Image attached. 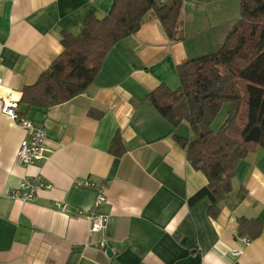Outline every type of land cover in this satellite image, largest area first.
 I'll use <instances>...</instances> for the list:
<instances>
[{"label":"crops","instance_id":"0c3cea01","mask_svg":"<svg viewBox=\"0 0 264 264\" xmlns=\"http://www.w3.org/2000/svg\"><path fill=\"white\" fill-rule=\"evenodd\" d=\"M113 2L0 0V264H264V231L246 247L238 239L240 219L264 220V149L239 163L214 219L210 198L189 205L208 185L175 140L192 137L189 124L172 127L146 100L162 84L179 87L178 66L220 48L240 18V0H183L174 40L151 11L137 34L111 49L84 94L49 110L21 103L23 88L64 52L63 34L79 35ZM2 98L47 129L41 165L17 163L27 132L1 113ZM117 132L122 157L110 152ZM38 176L52 187L33 202L13 196L24 177ZM75 179L105 185L106 203L96 208V189L77 188ZM94 210L107 216L101 234L89 232Z\"/></svg>","mask_w":264,"mask_h":264},{"label":"trees","instance_id":"16d2710c","mask_svg":"<svg viewBox=\"0 0 264 264\" xmlns=\"http://www.w3.org/2000/svg\"><path fill=\"white\" fill-rule=\"evenodd\" d=\"M183 0H114L102 20L89 16L79 35L63 34L64 52L33 86L23 88L21 103L49 110L84 94L94 83L111 49L137 34L145 16L153 11L170 40L176 39ZM179 87L162 84L146 100L172 127L187 122L190 139L176 137L187 161L202 172L208 185L189 199H211L209 215L217 219L220 203L231 194L239 163L264 149V0H240V18L217 51L177 67ZM225 103L224 125L213 123ZM21 114V113H20ZM23 116V115H21ZM91 116L99 114L91 112ZM110 152L122 157L119 132ZM264 231V220L238 221V237L254 240ZM247 237V238H248Z\"/></svg>","mask_w":264,"mask_h":264},{"label":"built area","instance_id":"2783aa9c","mask_svg":"<svg viewBox=\"0 0 264 264\" xmlns=\"http://www.w3.org/2000/svg\"><path fill=\"white\" fill-rule=\"evenodd\" d=\"M166 1L167 0H158L160 4H164ZM1 97L0 94V98ZM1 113L27 132V137L22 141L17 154V163L23 167L41 165L46 159L49 142L45 126L21 116L19 103L14 99H3ZM74 185L77 188L96 189L98 194L95 203L96 208L106 203L105 185H96L89 180L83 179H75ZM51 187L52 184L40 176L36 178L24 177L19 189L13 193V196L24 203L33 202L37 199L41 190L50 189ZM61 206V203L57 205L58 208H61ZM87 218L89 221V232L91 234H101L105 230L107 224L106 215L98 212V210H94L87 215ZM238 239L244 247L251 243V240L245 237H239ZM107 245L108 242L105 240L100 243V247L103 250ZM232 254L236 257L241 256L243 254V249H237L233 251Z\"/></svg>","mask_w":264,"mask_h":264},{"label":"rangeland","instance_id":"374dc122","mask_svg":"<svg viewBox=\"0 0 264 264\" xmlns=\"http://www.w3.org/2000/svg\"><path fill=\"white\" fill-rule=\"evenodd\" d=\"M228 105H229L228 103H225L224 106L221 108V111H220L219 115L217 116V118H216V120H215L216 124H217L218 121H220V120L223 118V116L225 115V113H226V107H228Z\"/></svg>","mask_w":264,"mask_h":264},{"label":"water","instance_id":"95a60500","mask_svg":"<svg viewBox=\"0 0 264 264\" xmlns=\"http://www.w3.org/2000/svg\"><path fill=\"white\" fill-rule=\"evenodd\" d=\"M104 250L106 251L108 256H110V257L113 256V251H112V247H111L110 243H108L107 247H105Z\"/></svg>","mask_w":264,"mask_h":264}]
</instances>
